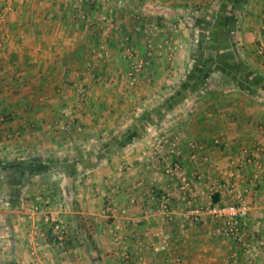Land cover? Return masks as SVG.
Segmentation results:
<instances>
[{
	"label": "crops",
	"instance_id": "0c3cea01",
	"mask_svg": "<svg viewBox=\"0 0 264 264\" xmlns=\"http://www.w3.org/2000/svg\"><path fill=\"white\" fill-rule=\"evenodd\" d=\"M10 4L0 26V264H264V0ZM105 17L117 24L103 37ZM126 37L147 60L137 90ZM170 163L192 182L194 205L229 201L236 168L252 205L242 242L215 236L213 217L192 222ZM52 220L66 225L65 243Z\"/></svg>",
	"mask_w": 264,
	"mask_h": 264
},
{
	"label": "built area",
	"instance_id": "2783aa9c",
	"mask_svg": "<svg viewBox=\"0 0 264 264\" xmlns=\"http://www.w3.org/2000/svg\"><path fill=\"white\" fill-rule=\"evenodd\" d=\"M13 0H6L7 6L4 9L0 10V26L4 23L5 15L7 11H12L13 7L11 6V2ZM111 27V26H110ZM261 53L264 55V45L260 48ZM126 52L130 53V58L133 59L131 63V70L128 74L129 81L132 86L138 83L139 76L141 74L142 69L144 68V63L142 60H139V56L137 51L133 48H129ZM98 59L101 56L97 55ZM93 76V75H92ZM95 77V76H93ZM83 94V95H82ZM81 95L84 97V91L81 90ZM64 98L66 100L70 99V95L65 93ZM79 106V105H78ZM77 106V108H78ZM81 107V105H80ZM79 107V110H81ZM68 112L66 108L65 113ZM66 128L69 129L68 125ZM163 138L160 139L158 145L162 146L164 144ZM182 166L179 163H170V165L166 168L165 174L172 178L175 182H180V191L184 193L187 198V203L193 206V210L189 214V218L194 223H200L204 217L210 216L213 217L216 221L215 228V236L221 238H230L237 242L243 241V228L248 224L250 214L252 212V205H250L246 200L241 198L238 195V171L236 168L232 169L227 175V181L225 182V188L229 193V201L227 202H218L214 203L213 201L206 205H194V199L191 196L193 185L190 180L182 172ZM223 186V185H222ZM220 186L214 185L212 187L210 194L212 198L215 194L219 192ZM162 201V202H161ZM160 201V207L162 211H166L168 216L173 215V210L169 207L170 198L169 196H164ZM156 209H150L149 215L155 214ZM142 220H138L137 222H141ZM52 233L55 237L56 241L60 244L65 243L67 239V227L64 223L59 222L57 220H52ZM39 235V229L33 228L30 231L28 242L31 245L32 252L35 254L36 249L38 248L37 237Z\"/></svg>",
	"mask_w": 264,
	"mask_h": 264
},
{
	"label": "rangeland",
	"instance_id": "374dc122",
	"mask_svg": "<svg viewBox=\"0 0 264 264\" xmlns=\"http://www.w3.org/2000/svg\"><path fill=\"white\" fill-rule=\"evenodd\" d=\"M4 1H6V0H4ZM4 5H1L0 6V10H2V9H4ZM13 7V6H12ZM187 7H189L190 9V12L192 13V12H197V11H200V9L198 8V5H188ZM184 10V9H183ZM186 10V9H185ZM184 10V11H185ZM9 12H11V11H7L6 12V17H5V20H4V23L1 25V26H3V25H5L6 24V22H7V16H8V14H9ZM191 15V14H190ZM193 18H194V16L195 15H191ZM192 19V18H191ZM116 19H114L113 18V20H110L109 21V18H107V17H105V18H103L102 20H100L99 22H100V26H101V29L102 30H104V32H105V34H103V37H104V35H105V37L106 36H108V35H111V33L113 32V31H115V29H116V21H115ZM138 21H140V19L138 20ZM153 23V22H152ZM190 23H191V21H190ZM154 25H155V27H154V31H157L158 30V27L160 26V25H158V23H154ZM111 26V27H110ZM146 28V26H143V25H140L139 23L138 24H135V29H136V32L137 33H142L143 32V30ZM262 30H264L263 28H262ZM0 34H1V30H0ZM189 34H190V38L192 39V41H193V44H197L198 42L197 41H199L200 39H201V36H200V34L199 35H197L198 34V32L197 31H195V30H193V31H191V32H189ZM150 35L152 36L153 35V33L152 32H150ZM263 38V37H262ZM227 41V40H226ZM122 44L124 45L123 46V48H124V60L125 61H128L127 62V64L128 65H131V63L133 62V59H131L130 58V53H128V52H126L129 48H133L135 51H137V53H138V56H139V60H143V63H144V68L142 69V71H141V74H140V76H139V79H140V77L143 75V73L145 72V70H146V68H147V66L148 65H146V62H147V60L145 59V58H143V56H142V53L140 52V50H138V48H137V46H134L132 43H131V41H130V39L129 38H125L124 40H123V42H122ZM153 45V47H150V52L152 53V51H154L155 49H154V44H153V41L151 40L150 42H149V44H148V46L149 45ZM226 46H227V48H226ZM225 46V55L226 54H228V55H232L233 56V54H235V52L233 53V45L232 46H230V45H226ZM196 47V46H195ZM234 48H236L235 46H234ZM149 50H146V52H145V55H147L148 53H149ZM238 54V53H237ZM258 54V53H257ZM257 54H255V56L254 57H252L253 59H258L257 61H259V62H261V57H260V55L259 56H257ZM235 56V55H234ZM239 58H241V57H239ZM247 59V58H246ZM261 63H264V62H261ZM130 70H131V66L128 68V74L130 73ZM255 70V69H254ZM82 71H84V73L85 72H87L88 71V68H85L84 70L82 69ZM256 72H257V70H255ZM259 74V73H258ZM260 75V74H259ZM78 76L80 77V75L78 74ZM83 76V75H82ZM129 77V76H128ZM219 77H221L220 75H219ZM139 79H138V81H139ZM127 84L129 85V89H131V88H133V89H135V90H137V88H138V83H136L134 86H132L131 84H130V81H129V78H128V82H127ZM212 84H214V83H212ZM215 85H216V83H215ZM219 86H221L222 84H218ZM84 87V89L86 88L85 86H83ZM80 88V90L79 91H81V90H83V91H85L84 89H81L82 87H79ZM236 88V87H235ZM234 88V86L231 84V83H226V82H224L223 83V89L225 90V91H229L230 93L232 92V90L233 89H235ZM237 89V88H236ZM235 89V90H236ZM237 91V90H236ZM167 94V93H166ZM83 95V94H82ZM81 95V97L82 98H84L83 96ZM245 99H248V98H245ZM246 103V102H245ZM79 106H78V108L77 107H74L73 109L74 110H79V107H80V105L82 106V101H80L79 103ZM156 104V103H155ZM140 107L137 103L134 105V108L135 107ZM81 112L82 111H78L77 113H80L81 114Z\"/></svg>",
	"mask_w": 264,
	"mask_h": 264
},
{
	"label": "trees",
	"instance_id": "16d2710c",
	"mask_svg": "<svg viewBox=\"0 0 264 264\" xmlns=\"http://www.w3.org/2000/svg\"><path fill=\"white\" fill-rule=\"evenodd\" d=\"M202 31L206 32V31H207V27H206V26H203V27H202ZM203 37H204V35H203ZM203 39H204V38H203ZM201 42H203V40H202ZM246 76H249L248 71H246ZM261 87L264 88L263 85H262ZM261 87H260V88H261ZM263 91H264V89H263ZM216 195H217V194H215L214 196L216 197ZM213 202H214V203H218L219 201H218V199H216V200L214 199Z\"/></svg>",
	"mask_w": 264,
	"mask_h": 264
}]
</instances>
